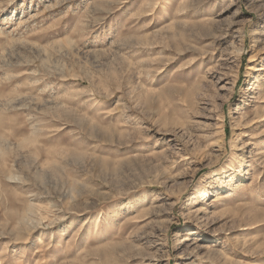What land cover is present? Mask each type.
Instances as JSON below:
<instances>
[{"label":"rangeland","instance_id":"374dc122","mask_svg":"<svg viewBox=\"0 0 264 264\" xmlns=\"http://www.w3.org/2000/svg\"><path fill=\"white\" fill-rule=\"evenodd\" d=\"M258 115L264 0H0V264H264Z\"/></svg>","mask_w":264,"mask_h":264},{"label":"bare ground","instance_id":"6f19581e","mask_svg":"<svg viewBox=\"0 0 264 264\" xmlns=\"http://www.w3.org/2000/svg\"><path fill=\"white\" fill-rule=\"evenodd\" d=\"M258 117H259V118H258L259 120L264 121V115H262V116H259V115H258ZM261 121H260V122H261Z\"/></svg>","mask_w":264,"mask_h":264}]
</instances>
